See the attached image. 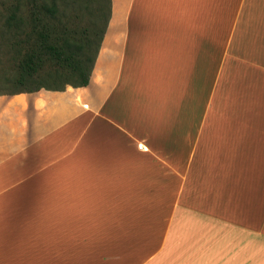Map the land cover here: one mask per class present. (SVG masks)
<instances>
[{
    "label": "crops",
    "instance_id": "obj_1",
    "mask_svg": "<svg viewBox=\"0 0 264 264\" xmlns=\"http://www.w3.org/2000/svg\"><path fill=\"white\" fill-rule=\"evenodd\" d=\"M0 264H264V0H111L87 86L0 90Z\"/></svg>",
    "mask_w": 264,
    "mask_h": 264
},
{
    "label": "trees",
    "instance_id": "obj_2",
    "mask_svg": "<svg viewBox=\"0 0 264 264\" xmlns=\"http://www.w3.org/2000/svg\"><path fill=\"white\" fill-rule=\"evenodd\" d=\"M92 2L89 21L79 27L77 15L67 13L68 0H13L0 29V58L7 59L0 61V84L7 88L0 90L87 86L111 16V0Z\"/></svg>",
    "mask_w": 264,
    "mask_h": 264
},
{
    "label": "rangeland",
    "instance_id": "obj_3",
    "mask_svg": "<svg viewBox=\"0 0 264 264\" xmlns=\"http://www.w3.org/2000/svg\"><path fill=\"white\" fill-rule=\"evenodd\" d=\"M13 0H0V29L2 28V23L4 21V17L7 14V10L10 6V3ZM25 1V0H24ZM70 5L67 12L69 15H77L78 20H76V24L79 27H83L87 24V22L90 19V10H92L95 7L94 2L92 0H68ZM75 2V4H72V2ZM80 2H83V4H80ZM89 7V10L87 9ZM101 24V21L100 23ZM5 58H0V61L4 64H6ZM0 88H7V86H3L0 84Z\"/></svg>",
    "mask_w": 264,
    "mask_h": 264
}]
</instances>
